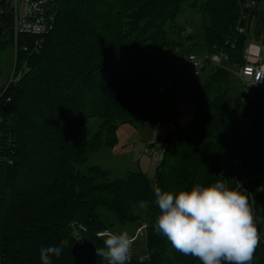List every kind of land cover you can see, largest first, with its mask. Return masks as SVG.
Wrapping results in <instances>:
<instances>
[{
    "label": "trees",
    "instance_id": "16d2710c",
    "mask_svg": "<svg viewBox=\"0 0 264 264\" xmlns=\"http://www.w3.org/2000/svg\"><path fill=\"white\" fill-rule=\"evenodd\" d=\"M244 1L61 0L41 51L17 53L28 70L5 90L0 85V264H42L40 247L61 241L66 246L52 264H74L71 248L79 240L74 226H82L80 239L97 249L103 245L97 232H115L114 226L127 222L135 224L134 231L146 223L148 257L141 261L134 254L128 264H202L153 231L159 210L152 186L190 191L221 178L230 189L240 186L250 194L254 219L261 218L251 264H264V94L252 108L251 97L233 88L228 69L211 66L191 74L193 130L171 122L153 181L140 170L122 177L99 164L79 168L117 143L119 125L160 120L174 98L167 93L172 88L160 91V84L170 74L171 86L179 85L169 59L162 57L154 68L143 47L165 46L171 55L175 45L186 49L176 39L184 32L178 22L184 7L205 21L206 52H226V67L244 62L253 21L264 36L261 10L257 3L243 10ZM4 3L0 52L13 44L12 14ZM97 263L107 264L98 256Z\"/></svg>",
    "mask_w": 264,
    "mask_h": 264
},
{
    "label": "clouds",
    "instance_id": "9594fccd",
    "mask_svg": "<svg viewBox=\"0 0 264 264\" xmlns=\"http://www.w3.org/2000/svg\"><path fill=\"white\" fill-rule=\"evenodd\" d=\"M219 177V176H218ZM159 214L153 231L165 236L184 256L199 258L202 264H251L260 242L250 194L240 186L230 189L224 179L207 186L195 184L190 191H166L153 185ZM103 245L96 255L107 264H128L133 239L127 232L105 231ZM66 241L41 246L42 264H52L59 257Z\"/></svg>",
    "mask_w": 264,
    "mask_h": 264
},
{
    "label": "rangeland",
    "instance_id": "374dc122",
    "mask_svg": "<svg viewBox=\"0 0 264 264\" xmlns=\"http://www.w3.org/2000/svg\"><path fill=\"white\" fill-rule=\"evenodd\" d=\"M257 7L259 8V10H261V15H263L264 0H258ZM261 17L262 16H260V20L262 19ZM178 22L182 26V32L185 30L189 31L187 37L185 34H178L176 39H179L178 41H180V46L184 48H186L187 46L189 48L193 47L192 51L197 55L206 54L207 52L205 48L201 46L203 31L202 26L205 22L202 16L192 9L190 10L189 7L186 6L184 7L180 18H178ZM251 28L252 29L250 30V33L254 36V40H258V38L262 35L261 33L256 32L258 30L257 23H255ZM257 33H259V35ZM173 43L168 44V46H173ZM249 43L250 36L244 44V52ZM143 51L147 54L152 55L153 60H161V56H157L158 49L155 48L152 44H145L143 47ZM17 55V60L21 61L20 64H18L15 60V51L13 44H7V47L2 52H0L1 82L7 80V77L9 76L13 65L15 67L14 71L16 73L21 72L19 79L24 75L25 70L23 69V64L25 63V58H19V54ZM170 57L173 56L171 55ZM164 59L167 60L169 59V57L166 55L164 56ZM238 64L240 63L235 62L229 65V67L231 68V80L233 83V88L235 89L236 87L238 92L244 95L246 94V91L243 87V82L235 74V65ZM242 64H244V62ZM209 67L211 66H206L207 70ZM169 72L173 74L174 69L170 67ZM168 76H166L165 79H167L166 81L170 83V74ZM201 79L202 78H199L198 80L200 81ZM193 80V75L178 70L177 84L179 85V87L174 86V83L172 82V89L170 91H167V93L173 94L174 98L162 109L159 121L147 122L137 125L127 123L119 125L116 132L118 138L117 143L112 148H102L99 153L90 156L88 161L80 165L79 168L81 170H84L87 166L99 164L107 169H110L114 175L122 177L125 176L127 170H140L150 181H153L156 166L158 163V151L163 145L164 138L167 134L171 122L177 121L178 125L187 132H192L193 130L192 122L195 117V107L191 100ZM256 93L257 89L255 87L248 88L249 97L255 95ZM151 147L154 149V152L152 154L145 153V149ZM142 212V210L139 211V214L141 215ZM75 227L76 226H74L73 228L74 235L77 239H80L83 236L81 228ZM134 228V223L127 222L124 225L114 226L113 230L116 233L127 232L129 236H132L135 233ZM132 245L135 249V254L141 255V253L144 252V235L136 237Z\"/></svg>",
    "mask_w": 264,
    "mask_h": 264
},
{
    "label": "built area",
    "instance_id": "2783aa9c",
    "mask_svg": "<svg viewBox=\"0 0 264 264\" xmlns=\"http://www.w3.org/2000/svg\"><path fill=\"white\" fill-rule=\"evenodd\" d=\"M5 7L11 11L12 14V31H13V45L15 51V60L17 52L22 50L28 53H38L41 51L45 35H47L54 27L57 12L61 3V0H4ZM256 0H246L242 3V9H252L256 5ZM0 12H2L0 10ZM246 17V15H244ZM251 23V27H253ZM189 31L185 30L182 34H187ZM250 43L246 47L243 54L244 64L235 65V74L243 82V87L248 95V88L255 87L257 93L251 96L253 101L252 108H256L259 104L263 102L264 94V36H260L258 40H254L253 35L249 32ZM30 39L29 43L20 44L19 40L21 38ZM172 56L167 47L158 49L157 56L169 57L171 62V67L174 69L173 77L177 80V71L181 70L184 73L198 75L206 66H218L221 68L228 69L231 71L230 67H226L228 62V55L224 51H212L207 52L204 55H197L187 47L186 49L175 46L172 51ZM25 72L28 70L26 62L23 64ZM151 65L154 68H158L157 61L151 60ZM15 67L13 68L7 77L6 81H0V85H5L4 90L10 83H14L19 80L20 73H16ZM171 87L169 82H162L160 84L159 90L163 91L166 88ZM154 149L147 148L145 153L152 154ZM159 157L161 156V149L158 151ZM10 162V161H9ZM74 225V223H73ZM83 229L82 226H78ZM146 230V223L142 222L135 230L134 235L131 237L133 241L136 237L144 235ZM105 231L103 230L97 232L98 236H103ZM135 249L132 245L130 250V258L134 256ZM146 254L139 255V260L146 258Z\"/></svg>",
    "mask_w": 264,
    "mask_h": 264
},
{
    "label": "water",
    "instance_id": "95a60500",
    "mask_svg": "<svg viewBox=\"0 0 264 264\" xmlns=\"http://www.w3.org/2000/svg\"><path fill=\"white\" fill-rule=\"evenodd\" d=\"M261 26L264 27V12L261 19ZM71 255L74 264H98L95 245L89 240H77L71 248Z\"/></svg>",
    "mask_w": 264,
    "mask_h": 264
},
{
    "label": "bare ground",
    "instance_id": "6f19581e",
    "mask_svg": "<svg viewBox=\"0 0 264 264\" xmlns=\"http://www.w3.org/2000/svg\"><path fill=\"white\" fill-rule=\"evenodd\" d=\"M254 37V36H253Z\"/></svg>",
    "mask_w": 264,
    "mask_h": 264
}]
</instances>
